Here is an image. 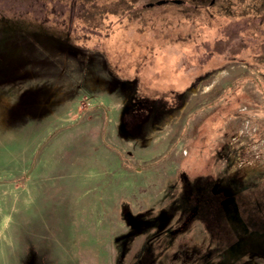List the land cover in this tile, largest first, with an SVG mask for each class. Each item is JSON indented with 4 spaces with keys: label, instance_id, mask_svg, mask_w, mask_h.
<instances>
[{
    "label": "rangeland",
    "instance_id": "374dc122",
    "mask_svg": "<svg viewBox=\"0 0 264 264\" xmlns=\"http://www.w3.org/2000/svg\"><path fill=\"white\" fill-rule=\"evenodd\" d=\"M185 2L0 0V264H264V10Z\"/></svg>",
    "mask_w": 264,
    "mask_h": 264
},
{
    "label": "trees",
    "instance_id": "16d2710c",
    "mask_svg": "<svg viewBox=\"0 0 264 264\" xmlns=\"http://www.w3.org/2000/svg\"><path fill=\"white\" fill-rule=\"evenodd\" d=\"M72 1H79L83 4V12L84 13H83V16L81 17V19L84 22H86L88 27L90 26L91 30L96 31L99 29L98 28L99 23L105 22V20L107 19L106 18L107 15L111 17V16H116L119 14L120 15L126 14V13L132 11L133 9H135V7L137 6V4L140 0H116V1L115 0H108V1L113 2V6L112 5H110V6L109 5H102L101 6V5H99L101 0H72ZM158 1H161V0H148V3H155ZM182 1H184V3H186L185 0H182ZM249 1L251 2L250 6H247L245 9H243V8L241 9V6H240V8L238 9L240 12L243 10L241 12L243 14V16L250 14V13H253V12L258 13V12L264 10V0L259 1L261 3V6H259V7L253 5L257 0H249ZM188 3H190V5L193 6V8H195V11H198L199 9H202L203 7H205L204 6L205 3H201V2L188 1ZM208 3L211 7L216 6L215 3L212 4V0H211V2H208ZM168 5H174V4H168ZM179 6H182V5H179ZM238 10H236V11H238ZM219 11H220V9H219ZM1 22H2V24H1ZM1 22H0V26H2L3 29L8 30L11 24L10 23H8V24L4 23L3 24V22H5V21H1ZM14 23L24 26L23 23H20L19 21H14ZM14 23H12V24H14ZM258 60L260 63H264V57L261 56V57H259ZM174 108H176V107H174ZM119 155L123 159L122 154L119 153ZM157 162L158 161L150 164V166L155 165ZM235 190H236V188H235ZM263 191H257V192H263ZM241 196L242 195H240L239 198ZM253 197L254 196L252 195L250 198L253 199ZM242 200L244 201L245 199H240L239 201L243 202ZM262 214L264 215V212H262L260 215H262Z\"/></svg>",
    "mask_w": 264,
    "mask_h": 264
},
{
    "label": "water",
    "instance_id": "95a60500",
    "mask_svg": "<svg viewBox=\"0 0 264 264\" xmlns=\"http://www.w3.org/2000/svg\"><path fill=\"white\" fill-rule=\"evenodd\" d=\"M214 1L215 0H213V2ZM168 4L183 5L184 1H182V0H161V1H158L156 3L147 4V7L148 8H154L155 6H164V5H168Z\"/></svg>",
    "mask_w": 264,
    "mask_h": 264
},
{
    "label": "flooded vegetation",
    "instance_id": "af4514ba",
    "mask_svg": "<svg viewBox=\"0 0 264 264\" xmlns=\"http://www.w3.org/2000/svg\"><path fill=\"white\" fill-rule=\"evenodd\" d=\"M216 1V0H215ZM215 1L213 2V0H212V4H214L215 3ZM185 4V3H184Z\"/></svg>",
    "mask_w": 264,
    "mask_h": 264
}]
</instances>
